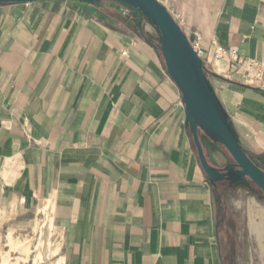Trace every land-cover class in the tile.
Returning a JSON list of instances; mask_svg holds the SVG:
<instances>
[{"label":"crops","instance_id":"obj_1","mask_svg":"<svg viewBox=\"0 0 264 264\" xmlns=\"http://www.w3.org/2000/svg\"><path fill=\"white\" fill-rule=\"evenodd\" d=\"M158 1L200 36L206 68L234 73L208 81L264 170V85L215 58L219 45L264 66V0ZM160 40L115 0L0 4V264H225L228 197L254 192L247 179L210 184ZM200 139L212 167L232 161Z\"/></svg>","mask_w":264,"mask_h":264},{"label":"water","instance_id":"obj_2","mask_svg":"<svg viewBox=\"0 0 264 264\" xmlns=\"http://www.w3.org/2000/svg\"><path fill=\"white\" fill-rule=\"evenodd\" d=\"M37 0H0L31 3ZM92 2L99 0H90ZM143 14L160 34V52L168 74L182 93L186 120L201 166L211 185L249 179L264 195V170L245 152L233 133L221 103L210 86L203 61L191 41L167 8L158 0H115ZM203 132L221 145L232 161L224 168L212 167L200 139Z\"/></svg>","mask_w":264,"mask_h":264},{"label":"rangeland","instance_id":"obj_3","mask_svg":"<svg viewBox=\"0 0 264 264\" xmlns=\"http://www.w3.org/2000/svg\"><path fill=\"white\" fill-rule=\"evenodd\" d=\"M218 67L221 69L218 70ZM218 67L208 68L207 78H211V74L214 73L233 79L234 73L232 71H227L226 68L220 66V63ZM247 182L254 193H246L242 189H237L228 197L226 227L222 228L220 232L225 264H264V195L249 179ZM255 223L262 229L257 230ZM28 225V231L38 234L39 226L37 223ZM18 235L16 236L18 237ZM6 240L8 237L5 238L0 233V261L10 251ZM35 245L36 241L32 243L33 248ZM10 255L12 256L10 260L16 262L21 254L11 252ZM22 263L31 264V260Z\"/></svg>","mask_w":264,"mask_h":264},{"label":"built area","instance_id":"obj_4","mask_svg":"<svg viewBox=\"0 0 264 264\" xmlns=\"http://www.w3.org/2000/svg\"><path fill=\"white\" fill-rule=\"evenodd\" d=\"M194 49L197 51L200 57H202V49L200 46V36L195 34V41L192 43ZM231 57L237 64H247L244 84L247 86H253V82H261L264 85V66L256 60H243L240 59L236 50H227L222 46L216 45L215 58L226 59ZM205 66V65H204ZM206 68V66H205ZM208 71V68H206Z\"/></svg>","mask_w":264,"mask_h":264},{"label":"bare ground","instance_id":"obj_5","mask_svg":"<svg viewBox=\"0 0 264 264\" xmlns=\"http://www.w3.org/2000/svg\"><path fill=\"white\" fill-rule=\"evenodd\" d=\"M218 67V66H217ZM218 69H221L220 67H218ZM256 209V208H255ZM258 209V208H257ZM253 211H255L253 208H252ZM254 215V214H253ZM257 222V221H256ZM255 226L257 228V230L259 229H262L257 223H255ZM264 238V237H263ZM264 242V241H263Z\"/></svg>","mask_w":264,"mask_h":264}]
</instances>
